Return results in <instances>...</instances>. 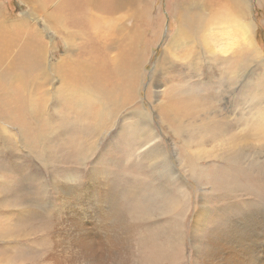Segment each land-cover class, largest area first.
Instances as JSON below:
<instances>
[{
  "label": "rangeland",
  "instance_id": "obj_1",
  "mask_svg": "<svg viewBox=\"0 0 264 264\" xmlns=\"http://www.w3.org/2000/svg\"><path fill=\"white\" fill-rule=\"evenodd\" d=\"M84 1L85 0H0L2 24L3 26L18 24L19 22L25 24L26 29L21 26L11 28L19 38L26 37V39L24 38L23 40L25 44H27L28 40L32 37L30 35L31 30L35 29L38 37L34 36L32 39H35V41L38 40V42L42 44L39 43L42 52L44 49V61L47 62H45V64L53 67L59 61L62 63L66 61L62 59L65 53V43L63 44L62 40L59 38L62 36L57 35L54 28L52 26L50 27L49 24V22L52 21V15L56 14L59 9L60 13L62 12L65 14V9L67 11L69 9L68 14L75 16L71 18L69 15L70 20L67 22L69 24V29L71 31H77L78 24H82L84 20L86 22L88 9L84 6ZM112 1L113 0H98L97 2H101V11L92 17V20L96 22L99 27H102V30H99L101 34L103 29L106 32L110 26L115 25L114 22L109 21L113 16L121 20L120 27L123 29V33H120L113 32L110 28V32L108 33V40L110 43V49L108 50L109 56H107L105 52L102 53L103 56L100 53L104 61L102 73H107V71L113 69V67L109 65L111 63L107 62L110 58L113 59L116 57L117 59H122L121 63L126 64L127 61H125V58L129 56L130 52L125 48L124 36L127 39L131 36L129 41H132L133 44H137L134 45L136 56L137 54H141L140 56H148H146V62H143V64L135 70L137 71V75L127 72L126 69L119 70L117 67L119 71L118 77L116 74H113V77L110 78L111 81L115 82V86L121 85L124 80H129L131 82V85H133L131 89L133 90L131 94L126 96V98L128 97L130 100L129 105H124L121 108L114 107L111 101H108V103L104 102L103 97L105 96L102 94L103 96H100L102 98L99 97L98 99L100 101V103H98L100 106L97 109L91 108L93 106L88 103L85 104L86 106L84 105V107L79 108L71 104V106L69 104V106L64 104L63 109H67L68 112H64L63 109L58 106L48 108L51 117L48 118L49 121L46 123L44 121H36L30 126L29 123H31V121L28 120V116H25L22 119L24 120L23 125L20 127L18 123H20L21 120L18 121L16 119L17 114L19 115L18 110L14 111L15 109H10L8 106H6V111L0 118V264H6L7 261H9V264H48L45 257V247L41 246V248L39 245L37 247L34 246V242L37 241V237H35L37 234L33 233L36 229L38 230L44 227L43 223L46 218V213L59 216L58 218L61 221V226L55 228L59 232V234L56 233L58 239H67V237L74 239L81 236L86 244H95L93 249L96 250V242L99 241V227L95 225L96 223L88 222V218H92L91 216H93V214L89 211L81 213V215L86 218V220L84 219L83 223H81L85 224L84 230L82 227L76 229L75 227H77V225H72V221L68 219L71 218L70 214L74 216L76 213H79L77 211L78 209L87 206L88 200L90 201L92 197L93 185L96 186L93 195L103 193L108 189H113L115 191L114 193L120 198L121 206L118 205V208L121 207L122 222H124L125 225H129L131 230L133 229V225L138 224L137 219L133 218V214H135L134 204L146 199V202L143 203V210L141 211L144 216L140 218L139 222L144 230L142 234L146 235L147 239L151 238V240L161 243L166 240L163 237L164 231L168 233L170 231L172 233H181L183 231L186 235L185 244L182 251H180L181 256H185L183 264H191L192 249L193 247H198L195 233L199 232L192 229H201L200 225L206 224V232L209 234L213 232L217 234V231L226 230L234 220H247V216L250 213L256 215V217L264 214V193L254 190L249 192L240 189V192L231 194L210 195V193H208L210 188L203 187V183L200 184L192 179L187 180V175L182 168H180V164H178L176 160L178 156L180 158L182 156L186 157L188 159L187 164L194 167L197 166L198 169L203 170L201 168L202 165H210V161H207V159L211 160V156L214 153L220 152H218L217 148L212 149L211 153H207L208 156L205 155L207 156L204 160L205 163H199L195 157V153H199L202 149H209L210 146L217 143V140L223 138L227 132L236 133V131H240V129L243 128V125L247 127L249 133H254L249 130H253L256 127L261 129V131L264 130V120L259 119L257 116L254 118L242 112L240 103L235 98L238 92L243 89H246L250 97H255L256 92L253 91L255 86H260L264 95V69H261L260 66L256 67V65L252 63V57L254 56H250L251 63H248V67L246 68L245 78L246 80L248 79V84L241 82L231 87L229 91L222 94L221 98L222 86L224 85L226 87L227 85H222V82L218 81L227 78L225 71L227 73L233 69L236 71V68H226L225 63L228 62L227 60H233V63L236 65L239 60L245 62V59L249 58L248 55L245 54L244 49L252 54V51L257 48L258 52H261L260 54L264 57V4L261 3L262 1L239 0L238 3L237 0L235 3L230 1V3H228L227 0H124L123 3L122 0L121 9L116 15H111L112 11H110L109 8ZM118 1L121 0H115L116 3ZM176 3H179L180 6L182 3L185 4V8L188 10L184 12L182 17L178 15V12L173 13L172 9ZM231 6H233V9ZM233 11L235 14L234 22H232V19L231 21H227V17L229 18V14H232ZM98 17L99 19H97ZM194 17L198 18L197 22H194V20L191 22L190 19ZM200 19H202V21H200ZM217 19L219 20L217 21ZM179 20L182 23L185 21L184 29L186 25L185 32L187 31L186 33L189 37L182 35L186 41V45L183 48L180 47V51L178 53H173L174 56L172 57L169 56L168 52H165V46L169 37L177 32ZM105 23L108 24L104 25ZM240 25L250 26L249 36L253 41L251 45L245 43L242 37H240L242 34ZM196 26L198 27L196 28ZM192 28H194L193 31ZM133 29L136 31H133ZM226 29L229 30V37H226V33H228ZM87 32V34H89V31ZM158 34V41L155 42V38ZM173 38L176 37L173 36ZM75 41L74 43L77 44L78 39ZM94 44L96 45V49L100 46L99 42H94ZM122 44H124L123 47ZM244 45L247 46L248 50ZM25 48L31 49L29 45H24L23 48L20 47L19 50L23 49L28 51ZM116 49L119 50V52H116L117 54L114 51ZM87 50L88 55L95 53V50H92V44L86 45V51ZM222 50H227L223 51L226 54L223 53ZM88 55L86 57H88ZM97 61L100 60L96 59L93 62L96 63ZM42 65L44 64H41V66ZM104 67L107 69L104 70ZM49 71V74H52V76H50L52 84L47 86L46 89L48 88L49 92L52 91L51 94H54V89L56 90L59 86V79H57V75L54 74L56 72H54L52 68H49ZM216 71L219 72L217 73ZM24 74L25 73H23V75ZM83 74H79L78 77H83L84 83L87 81L85 84L89 85L88 80L91 81V79L87 78V73ZM0 75H2V73ZM235 75L232 77L228 76L229 78L227 79L234 83L239 77V74ZM106 77L107 75L105 79ZM24 78L27 79V74L24 75ZM10 84L8 80L4 81V86L9 89V93L7 92L6 95V102L9 101V98L12 99L10 94L15 86V84H12L13 87L10 88L8 86ZM77 88L81 87L78 85ZM217 88H219V90H217ZM28 89L29 88L26 89L27 92L25 91L27 96L30 95L32 91ZM202 93L203 95H214L216 109L222 110V115H219L217 118V120L219 119L218 125H210L201 129L202 126H200V121L193 123L187 120L182 114L176 116V119L186 124L182 126H188V131L174 135L161 125L162 116L160 112H158L157 107L164 106L169 96L177 97L180 94L182 97H187L200 95ZM122 94V92L118 93V101L120 98H124ZM77 95L80 96L81 93ZM77 95H75L76 98L79 97ZM45 98L46 97H43L37 100L41 104ZM258 98L262 99L261 97ZM233 100L236 104V108L233 106ZM263 100H261L260 108H264ZM248 102L245 111L251 110V112H254L257 105L251 99H249ZM106 104L109 105L106 106ZM0 106L2 107L1 103ZM87 107L91 108L87 112L88 122L84 115V110ZM105 107L107 110H105ZM195 110L198 111L196 108ZM227 110L228 119H225L224 116ZM250 114L253 115L252 113ZM23 115H25V112ZM144 115H148L146 119H143ZM98 116H100L101 122L108 126L102 129L98 127L94 128V120L96 121ZM90 119L94 120L90 122ZM226 122L231 127H224L223 129L222 126H224ZM24 123H28L29 125H25ZM227 123L225 126H227ZM166 124L170 125L167 121ZM36 125L37 129L35 128ZM32 126L34 128H32ZM193 126L195 128L198 127L197 130L190 131ZM18 127L21 128V130L18 129ZM216 127L221 129L222 134L219 135V132L214 133ZM1 128H3L2 131ZM145 128L148 129L146 130ZM132 129L133 131H131ZM37 136L40 138L38 139ZM155 136L156 142H158L157 144H161L158 146L161 150V154L163 156L165 155L168 161L173 164L172 169L170 167L168 171L172 174L174 173L175 181L162 178L159 174V168L155 165H151L153 164L152 160L155 158L152 159L145 156L149 149V144L156 143L154 140L150 141L152 137ZM137 140H139L141 144ZM260 140L261 137H259L258 142H260ZM185 142H187L190 154L187 155L188 153L186 154V151H184L180 156V147H182V144ZM258 142L254 138L250 139V144H256ZM140 146L142 148H140ZM229 146V142L225 141L223 143L222 149H224V154L211 161L213 165L218 164L217 170L214 165L209 167L208 171H215L217 174L221 172L219 174H223L226 173L225 167L227 168L228 166L227 169H230L229 174L235 176L238 170L241 169L244 173L257 176L261 184L264 185V149L260 148L259 144L258 146H251V150L253 151L246 153L239 150L241 154L239 157H236L229 151ZM47 150L50 152L46 155L45 151ZM142 161L143 163H141ZM134 167H136V170ZM138 168L142 171L137 170ZM150 169H152V171ZM136 172L137 175H135ZM183 185L189 187L188 192L183 190ZM70 188L82 192L80 195L84 197V200L72 204L69 208L70 210H68ZM134 192L137 193L139 197H134ZM158 196L159 198L161 197L160 199L162 202L164 201L162 207H159V203L151 204L148 201V199H153L155 201ZM63 211H65V213H63ZM203 214L207 215V219L204 223L202 222L205 216ZM125 215L126 218L124 217ZM209 215L211 216L209 217ZM198 219H200L201 222H197ZM263 222L264 219L262 220V223ZM106 234L108 236L112 235L109 227L106 229ZM135 234L137 235L138 233L133 231L131 235L127 237L128 239L125 238L124 240V231L122 229L117 230L115 240L118 246L115 245L114 247L113 245V250L120 249L113 254L114 256L118 254L117 258H119L116 259V261H120L123 264H132V260H134L133 256L137 254V245L134 242L135 238H133ZM198 235L200 236V234ZM65 250L67 249H64V251ZM111 250V242H107L105 245V253L112 256ZM53 251H55L54 248L52 249V252ZM56 254L66 258H70L71 256L61 251L56 252ZM107 259L111 260V257Z\"/></svg>",
  "mask_w": 264,
  "mask_h": 264
},
{
  "label": "bare ground",
  "instance_id": "obj_2",
  "mask_svg": "<svg viewBox=\"0 0 264 264\" xmlns=\"http://www.w3.org/2000/svg\"><path fill=\"white\" fill-rule=\"evenodd\" d=\"M97 1L98 0H85L84 1L85 2L84 6L86 7V9H88L87 14H86V22L84 20L82 22V24H78V30L77 31H71L69 29V26H68L69 24L67 23L70 20L69 15L71 18L75 17L72 14H68L69 9H68V11L65 9V11H64L65 14H63L62 12H61L62 13L61 14L60 9H59V10H57L56 14L52 15V21H50L49 24H50V27L52 26L54 28V31L57 35L62 36V37H59L62 40L63 44L65 43L64 44L65 53H64V56L62 57V59L64 61H66L65 63H62L61 61H59V62L56 61L57 63L53 67H51V65L49 66V65L45 64V62H46V61H44L45 54H43L44 49H43V52L41 50V46H40L41 43L38 42V40L35 41V39H32L34 36L38 37L37 31L35 29L31 30L30 35L32 37L30 36L31 39H29L27 44H25V43H23V40H24V38L26 39V37L19 38L11 30V28L15 27V26H21L24 29H26L25 28L26 25L19 22L18 24H12V25L8 24L7 26H3L2 20H1V15H0V74L2 73V75H0V103L2 105V107L0 106V113H1L0 118L2 117V114L6 111V106H8L10 109H15L14 111L18 110L19 115L16 113L17 114L16 119L18 121L21 120V122L18 123V125L20 127H22V125H23L24 120H22V119L25 116H28V120L31 121V123H29L30 126H31V124H33L36 121H44L46 123L47 121H49L48 118L51 117V115L48 112V108H50V107L53 108V107L58 106V107L63 109L64 104H67V106H69L71 104V105L77 106L79 108V107H84V105L88 103V104H91L93 106L91 108L97 109L100 106V104H98V103H100V101L98 99L100 96H103V95L105 96V97H103L104 102L108 103V101H111V103L113 104L114 107L121 108L124 105H126V106L129 105L130 100L128 97L126 98V96L131 94V92L133 90V89H131L133 86V85H131V82L129 80H126V81L124 80L121 85L115 86V82L111 81L110 78L113 77V74H116L118 77L119 71L117 70V67L119 70L126 69L127 72L133 73V75H137V71H135V70H137L140 67V65L143 64V62H146L145 60H146L147 55L145 56L142 54L143 56H140L141 54L140 55L137 54V56H136V49H135L134 45H137V44L136 43L133 44L132 41L131 42L129 41V38L131 36L128 37V39L125 38V36H124L125 48H127L130 52L129 56H127L125 58V61H127L126 64L121 63L122 59L121 60L117 59L114 56L115 58H113V59L110 58L107 61V62L111 63V64H109V63L108 64L111 65L113 67V69L107 71V73H105V72L102 73L104 61L101 58V55L103 52H105V54L107 56H109L108 50L110 49V43L108 40V37H109L108 33L110 32V28H111V31L120 32V33L122 32L123 29H121V27H120L121 26V20L114 18V16H113V17H111V19L109 21L114 22L115 25L110 26V28L107 29L106 32L103 29L102 34L99 32V30H102L101 29L102 27H99L98 24L92 20V17H94L95 15H97L101 11V7H100L101 2H97ZM229 1L232 3H235L237 0H227L228 3H230ZM261 1H262L261 3L264 4V0H261ZM237 2L239 3V0ZM123 3H124V0H123ZM121 4H122V0L118 1L117 3L115 2V0L112 1L110 8H109V10L112 11L111 15L117 14V12L121 9L120 8ZM182 5L180 6L179 3H176V5L173 6V9H172L173 13L178 12V15L182 17L184 12L188 11L185 8V4L182 3ZM231 7L233 9V6H231ZM228 12H229V10H228ZM226 14H229V13H226ZM223 16H225V15H223ZM223 16H222V18H223ZM99 17L97 19H99ZM234 18H235V14L233 11L232 14H229V18L227 17V19H228L227 21H231V19H232V22H234ZM180 20H179V24H178V30L173 35L176 38H173V36L169 37L168 41L166 42L167 44L165 46V52H168L169 56H172V57L174 56L173 53H178L180 51V47L183 48L186 45V41L182 37V35L188 36L186 33L187 31L185 32L186 25H185V29H184V22L185 21L182 23V22H180ZM190 20H191V22H193V20H194V22L195 21L197 22L198 18L194 17V18H191ZM218 20L219 19H217V21ZM200 21H202V19H200ZM221 21H219V22H221ZM106 24H108V23H105L104 25H106ZM197 27L198 26H196V28ZM240 27L242 28L240 30L242 32L240 37H242V40L245 43L251 45L253 43V41L251 40V38L249 36L250 26L240 25ZM237 28H238V26H237ZM193 30H194V28H192V31ZM87 31H89V34H87L88 33ZM125 31H126V29H125ZM133 31H136V30L133 29ZM227 31H228V33H226V35H227L226 37H229V30H227ZM93 32H94V34H93ZM152 36H154V35H152ZM158 37H159V34L156 36L155 42L158 41ZM77 39H78L77 44H75L74 42H76L75 40H77ZM93 41L96 43L99 42L100 46L97 49H96V45L94 44ZM143 41H145V40H143ZM88 44H92V50H95L94 54L92 53V54L88 55V50L86 51V45H88ZM117 44H116V46H117ZM124 44H122V47ZM24 45H29V47L31 49L25 48L28 51L23 50V49L19 50L20 47L23 48ZM246 45H244V46H246ZM246 48H247V46H246ZM118 49L114 50L115 53L119 52ZM202 49H204V48H202ZM244 50H245L244 51L245 54H247L249 57L248 59H245V62L242 60H239V62L237 61L238 64L235 65L233 63L234 62L233 60L232 61L227 60L228 62L225 63V66L228 69L236 68V71H234V69L229 71L228 73L225 71L227 78L232 77L235 74H239L237 81L234 80L235 82L233 83L231 80H228L227 78H225L224 80H218L217 79L219 82H222L221 83L222 85L223 84L227 85L226 87L224 85L222 86L221 98H222V94L229 91V89H231V87H233V86H235L241 82H245L246 84H248L247 83L248 79L246 80L245 73H246V68L248 67L247 66L248 63H251V59H250L251 55L254 56V57H252V60H253L252 63L254 65H256V67L260 66L261 69H264V57L262 54H260L261 52L260 53L258 52L257 48H255L254 51H252V54L247 52L246 49H244ZM247 50H248V48H247ZM143 51H144V49H143ZM223 51H227V50H222V52ZM100 53H101V55H100ZM137 53H138V51H137ZM223 53H225V52H223ZM23 55H25V56H23ZM87 55H88V57H86ZM96 59H99L100 61H97L96 63L93 62ZM237 60H238V58H237ZM41 64H44V65L41 66ZM217 65H220V64H217ZM189 66H191V65H189ZM49 68H52L54 70V72H56L54 74L57 75L56 76L57 79L60 80V81L58 80V84H59L58 88L56 90L54 89V94H51L52 91L50 90L51 92H49L48 88L46 89L47 86L52 84V82H51L52 79L50 78V76H52V74H49V72H50ZM105 69H107V68L104 67V70ZM216 69H217V67H216ZM23 73L27 74V79L24 78L25 74L23 75ZM83 73H87V78L91 79V81L88 80L89 85L85 84L87 81L84 83V81L82 79L83 77L82 78L80 76L78 77L79 74H83ZM220 73H219V75H220ZM106 75H107V77L105 79ZM84 76H86V75H84ZM235 76H237V75H235ZM132 79H133V77H132ZM7 80L10 81V83H11L10 85H8L10 88L13 87L12 84H15L14 88L12 89V93L10 94V96H12V99L9 98L8 102H6V95H7V92L9 93V89L6 88V86H4V81H7ZM78 85L81 88H77ZM27 88H29L28 89L29 91L32 90L30 92L31 94L28 96L25 93ZM223 89H225V90H223ZM217 90H219V88H217ZM106 91H107V93H106ZM253 91L256 92L257 96L255 95V97H250L248 95V93L246 92V89H243L242 91L238 92V94L235 96V98L240 103L242 112H245V114H248L254 118L257 116L259 119L264 120V108H260L261 107V100L264 99L262 89L260 88V86H258V87L255 86V89ZM82 92H85L86 94L82 93ZM119 92L123 93L122 96H124V98H120V100L118 101L117 96H118ZM78 93H81V95L83 97L81 95L80 96L77 95ZM75 95H77L79 97L76 98ZM84 95H86V96H84ZM43 97H46V98L43 101V103L40 104L37 99H41ZM202 97H205V98H202ZM258 97H261L262 99H260ZM100 98H102V97H100ZM249 99H251L257 105V107L254 109V112H251V110L245 111L246 107L248 106V103H249L248 100ZM214 100H215L214 95H207V94L203 95V93L200 95L187 96V97H182L180 94L177 97H170L169 96L166 100L167 103L164 106L157 107L158 112H160V114L162 116V117L160 116L161 117V125L164 126L168 131L172 132L174 135H177V134L184 132V131H188V126L183 127L182 125H186V124H184L182 121H178L176 119V116L182 114L185 118H187V120L192 121L193 123H197L200 121L201 122L200 126H202L201 129L205 128L206 126H210V125L216 126V125H218V120H219V119L217 120V118L219 115H222V110L216 109V103L214 102ZM105 103H103V104H105ZM233 103H234L233 106L236 108V104H235L234 100H233ZM107 105H109V104H106V106ZM101 106H103V105H101ZM64 108H66V107H64ZM73 108H76V107H73ZM91 108L87 107L84 110V112H85L84 115H85L86 121L88 120L87 112ZM101 108H103V107H101ZM195 108L198 111H196ZM105 110H107V108ZM63 111L65 112V111H67V109H65V110L63 109ZM69 111H70V109H69ZM24 112H25V115H23ZM162 113L164 116L162 115ZM227 113H228V110L226 111V114L224 116L225 119H228ZM250 113H252L253 115H251ZM110 114H112V113H110ZM109 116H112V115H109ZM135 116H137V115H135ZM146 116H148V115H146ZM146 116L144 115L143 119H146ZM107 117H108V115H107ZM103 118H105V117H103ZM92 120H94V119H92ZM92 120L90 119V122ZM166 121L170 125H167ZM226 123L224 124V126H222L223 129H224V127H231L228 125V123H227V126H225ZM24 124L26 125L28 123H24ZM42 125H44V124H42ZM93 126H94V128L98 127V128L102 129L108 125L103 124L100 120V116H98L96 121L94 120ZM237 127H238V125H237ZM242 127L243 128L240 129V131L235 130L236 133H232V132H227L226 134L224 133L225 134L224 137L222 136L223 138L217 140L216 144H214V145L211 144L212 146H210V148L208 147L209 149H202L199 153H195V157L197 158L199 163L204 162L205 158L208 156L207 153H211L212 149H214V148H217L218 152H220V153H214L211 156L212 159L219 158L221 155H223L224 149H222V145L225 141L229 142V144H230L229 151L231 152V154H233L236 157L237 156L239 157L241 154L239 152V150H241L242 152H246V153H248L249 151H253V150H251V146H256V145L258 146V144H259V147L264 149V130L261 131V129L256 127L253 130H249V131H253L254 133H249L247 130V127L245 125H243ZM32 128H34V127L32 126ZM35 128L37 129V125L35 126ZM148 128H145V129L147 130ZM197 128H195L193 126L192 129H190V131L197 130ZM2 129L3 128H1V131H2ZM18 129L21 130V128H19V127H18ZM40 130H38V131H40ZM143 130H144V128H143ZM151 130H152V128H151ZM131 131H133V129ZM218 132H219V135L222 134L221 129L216 127L214 129V133H218ZM201 137H203V136H201ZM259 137H261L260 142H258ZM37 138L39 139L40 137L37 136ZM251 138H254L255 140H257L258 143H256V144L251 143L250 144ZM153 140L155 142L157 141L156 136L152 137V140H150V141H153ZM205 140H206V138H205ZM137 141H139V140H137ZM141 141H143V140H141ZM184 141H186V140H184ZM43 142H45V141H43ZM139 143L141 144L140 141H139ZM157 143L158 142L153 143L151 145L149 144V146H148L149 149L147 148L148 150H147V153L145 156L152 158V159L155 158L154 160H152L153 164H151V165H153V166L155 165L159 168V174L162 178H164L166 180L172 179L175 181V178L173 175L174 173L172 174L168 171L170 167L172 169L173 164L168 161V159L165 157V155L163 156L161 154V152H160L161 150L158 147L161 144L158 145ZM34 144H35V142H34ZM147 145H148V142H147ZM243 147H245V148H243ZM140 148H142V147L140 146ZM180 150H181L180 153L178 152L180 156L182 155V153L184 151H186L185 152L186 154L188 153L187 155L190 154V152L188 151L187 142L182 144V147H180ZM227 151H226V153H227ZM48 152H50V151H48V150L45 151V154L47 155ZM205 155H207V156H205ZM212 159L211 160L207 159V161H210V165H207V166L202 165L201 166V168L203 170L198 169L197 166H195L196 167L195 168L194 166L187 164L188 159L186 157L182 156L180 158L178 156V159H176V160H177V163L180 164V168H182L184 173L187 175L186 176L187 180L192 179L195 182H198L200 184L203 183L202 184L203 187H207V188L209 187L210 188V191L208 192V193H210V195L214 196L217 194H231L234 192H240V189L246 190L249 192H252L251 190H254V191H258L260 193H264V185L261 184L260 179L257 176H251L250 174L244 173L241 169L238 170V173L235 176H232L229 174L230 169H227L228 168L227 165H224V166H227V168L225 167L226 173H223V174H219L221 172H219L217 174V172H215V171H208L209 167L215 165V164L214 165L212 164V162H211ZM225 161H227V160H225ZM141 163H143V161ZM217 165L218 164L215 165L216 170L218 168ZM132 166H133V164H132ZM136 167H134L135 170H136ZM137 170H140V169L138 168ZM150 170L152 171V169H150ZM140 171H142V170H140ZM223 171H224V169H223ZM135 175H137V172L135 173ZM84 189H86V188H84ZM95 190H96V186L93 185L92 197L90 196L91 200L90 201L88 200L87 206H85L84 208L78 209L77 211L79 213H76L74 216H72L70 214L71 218H68V217L67 218L72 221V223H73L72 225H77V227H75L76 229H80L82 227V229L84 230L85 224H81V223H83L84 219L86 220V218L83 215H81V213H83L84 211H89L93 214V216H91L92 218H88L89 219L88 222L89 223H96L95 225H97V227H99V238H98L99 241L96 242V245H97L96 250L93 249L95 244H91V245L86 244L84 242V239L81 236H78L74 239H71L69 237H67V239H65V238H63V239L59 238L58 239L56 233L59 234V232L55 228L61 226V221L58 218L59 216H57L56 214L46 213V218H45L44 223H43L44 227L39 228L38 230L36 229L33 233L37 234V236H35V237H37V241L34 242V246L37 247L39 245L40 247L41 246L45 247V249H46L45 257H46L48 264H78L79 262L81 264L82 263L83 264H123L120 261H116V259L119 258V257L117 258L118 254L115 256L113 255V254H115V252L117 250L120 249L119 248L117 250H113L114 249L113 245L115 247V245L118 244L115 240V234H116L118 229H122L124 231V234H125L124 240H125V238L128 239L127 237H129L133 231L138 233L137 235L135 234L133 237V238H135L134 242L137 245V247H136V249H137L136 253L137 254H134L135 256H133L134 260H132V264H183V262H184L183 260H184L185 256L182 257L181 252H180V251H182V248L185 244V239H186V235H185V233H183V231L181 233H177V232L172 233L171 231L168 233V232L164 231L163 237L166 240H164L161 243L156 242L154 240H151V238L147 239L146 235L142 234V233H144V230H143L142 225L139 221H140V218L144 216L143 213H141V211L143 210V203L146 202V199H144L142 202H136L134 204L135 214H133L134 215L133 218L137 219L138 224L133 225V229L131 230L129 228V225H125L124 222H122L123 219H122L121 207L118 208V205L121 206L120 198L118 197V195H116L114 193L115 191L113 189H108L107 191H105L103 193H98L97 195H93ZM183 190H186L188 192L189 187L186 185H183ZM81 193L82 192L76 191L75 189H71V188L69 189L68 210H70L69 208L72 204L79 203V202L84 200V197H82L80 195ZM124 194H125V192H124ZM133 196L139 197V195L135 192L133 193ZM159 196L157 197V200L155 199V201L153 199H148L149 203H151V204L159 203V207H162V205L164 204V201L162 202V200L160 199L161 197L159 198ZM250 197H251V195H250ZM192 202H193V199H192ZM243 204H245V203H243ZM243 204H241V205H243ZM233 205H235V204H233ZM75 206H76V204H75ZM66 208H67V206H66ZM203 212L206 213L205 211H203ZM261 212H262V210H261ZM63 213H65V211H63ZM77 215H80L81 217L77 216ZM203 215H205V214H203ZM240 215H241V213H240ZM245 215H247V214H245ZM263 215L264 214H261L258 217H256V215H252V213H250L247 216V218H248L247 220L246 219H238L236 221L234 220L233 223L226 228V230L223 229V230L217 231V234H214V232L211 234L206 232L207 231V225L206 224L205 225L201 224L200 225L201 229H197V228L192 229V230L197 231L199 233H195L196 242L198 243V247H195V248L193 247V249H192V253H191L192 260H190L191 264H264V222L262 223V220L264 219ZM210 216L211 215H209V217ZM124 217L126 218V215ZM241 217H244V216H241ZM206 219H207V215H205L203 217L202 222L204 223V221H206ZM211 219H213V218H211ZM244 220H246V221H244ZM36 221H38V220H36ZM197 222H201L200 219H198ZM39 223H38V225H39ZM107 227H109L111 229V232H112L111 236H108L106 234ZM63 234H66V233H63ZM198 234H200V236ZM107 242H111L112 256L107 255L105 253V245ZM120 247H121V245H120ZM53 248L55 251L52 252ZM64 249H67V250L64 251ZM59 251H61L63 253L66 252V253L70 254L71 255L70 258H66V257L57 255L56 252H59ZM120 254H121V252H120ZM108 257H111V260H108L107 259ZM131 257H132V255H131ZM7 260H9V259H7ZM6 264H9V261H7Z\"/></svg>",
  "mask_w": 264,
  "mask_h": 264
}]
</instances>
